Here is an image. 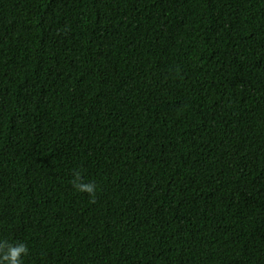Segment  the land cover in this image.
I'll return each mask as SVG.
<instances>
[{
  "label": "trees",
  "instance_id": "16d2710c",
  "mask_svg": "<svg viewBox=\"0 0 264 264\" xmlns=\"http://www.w3.org/2000/svg\"><path fill=\"white\" fill-rule=\"evenodd\" d=\"M21 244L264 264V0H0V264Z\"/></svg>",
  "mask_w": 264,
  "mask_h": 264
},
{
  "label": "clouds",
  "instance_id": "9594fccd",
  "mask_svg": "<svg viewBox=\"0 0 264 264\" xmlns=\"http://www.w3.org/2000/svg\"><path fill=\"white\" fill-rule=\"evenodd\" d=\"M78 190L80 191H86L89 194H92L94 192V185L93 184H75L74 185ZM26 251V248L24 245H19L16 249L13 250L12 252V256H13V260H12V264H17V260L15 259L16 256L20 253V252H24Z\"/></svg>",
  "mask_w": 264,
  "mask_h": 264
}]
</instances>
